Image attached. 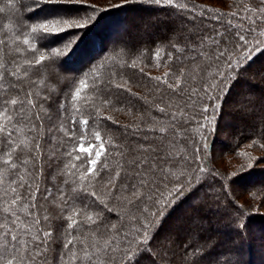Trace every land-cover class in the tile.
Returning <instances> with one entry per match:
<instances>
[{
    "label": "trees",
    "instance_id": "trees-1",
    "mask_svg": "<svg viewBox=\"0 0 264 264\" xmlns=\"http://www.w3.org/2000/svg\"><path fill=\"white\" fill-rule=\"evenodd\" d=\"M84 3L94 6L80 13L86 18L87 27L79 33L65 32L42 42L36 34L30 33V28L44 22L42 17L54 15L59 9L47 5L37 8L33 0H13L12 5H8L7 0H0V7L6 9L0 14V39L7 40L6 45H0L3 49L0 64H7L12 71L20 70L19 79L15 81L17 89L8 95L23 100L31 91L37 104L34 111L40 112L43 121L42 129L41 121L33 120L35 132L17 134L18 142L24 136L33 139L29 148H19L14 156L17 161L32 160L18 170L27 181L25 187L19 189L27 196L25 203L31 202L30 193L39 185L36 208L24 209L17 214L28 223L30 218L26 212L35 211L41 222L32 225L33 233L40 229L52 233L47 252L37 258L36 264H64L62 254L72 249V245L68 250L64 249L70 238L66 217L75 209L81 210L80 216L75 217L78 220L90 212L94 218L98 214L102 222L81 224L78 230L72 231L73 237L83 238L89 234L90 240V234L96 233L107 239L118 232L121 237L128 235L131 239L135 235L133 228L139 223L132 217L150 214L155 211V205L146 200L128 203V199L134 200V189L131 186L121 189L125 183L123 172L115 189L108 181L116 175L124 159L117 156V152L139 144L147 148L149 144L160 143L159 139H152L159 136V132L147 131L150 128L167 130L164 144L172 153L161 164L167 169L164 174L167 179L159 178L156 199L167 196L174 185L189 180L195 183L198 177L206 176L207 179L163 224L160 235L175 238L171 247L159 244L158 237L151 246L156 256L145 255L141 264H191L188 253L193 248L212 244L214 246L206 253L195 258V264H218L222 260L227 264H264V22L258 11L264 3L261 0H173L171 6H157L152 0L130 3L125 0H84ZM115 5L123 6L117 8ZM253 8L257 11L250 10ZM25 25L27 27H21ZM133 33L140 36L132 38ZM238 34L244 35L246 42H241ZM25 36L29 39L28 45L23 43ZM71 41L75 42L66 46ZM32 44L36 45L37 51L30 50ZM221 51L225 55L217 59ZM41 54L47 59L40 65L29 67L25 63L30 61L34 65ZM242 55L252 57L242 73L245 78L223 98L215 132L209 135L208 128L202 129L200 125L206 123L205 115H212L211 105L219 102L208 98L209 93L217 94L211 85L221 83L217 74L221 70L227 72L229 56L244 64L245 61L240 60ZM177 79L180 87H169L175 86ZM81 81L88 86L83 87ZM78 88L82 89L81 95L73 100ZM61 102L67 109L63 114ZM205 105L209 106L208 113L203 111ZM248 107L251 110L248 114H240V108ZM77 108L80 109L77 117L89 120V131L85 134L77 126V138L72 141L61 130V124L71 128L72 113ZM161 108L164 112L159 110ZM258 111L261 116L257 115ZM173 114H177L175 120ZM97 131L107 147L104 160L108 167L95 179L89 177L85 185L87 192L78 193L72 207L62 212L66 205L60 198L61 188L67 199L68 191L74 186L65 184L67 176L61 174L62 170L66 171L65 165L74 162L79 176L87 171L86 166L81 168L80 165H87L88 159L85 155L80 161H72L64 153L76 148L81 136L86 139L85 147L88 144L98 147ZM144 136H148L149 141L141 139ZM36 140L40 144L36 153L39 162L32 157ZM113 143L117 147H108ZM215 146L220 148L216 151ZM73 155L80 153L73 152ZM201 166L205 172L200 171ZM11 179H17V176L10 174L8 180ZM221 185L230 187L231 198L222 195L217 201L206 195L210 187L221 190ZM109 189H112L111 195ZM91 192H96L107 207L90 196ZM201 197L203 203L198 204ZM145 204L149 208L147 214L143 213ZM19 207L23 208V205ZM6 215L0 214V224L6 222ZM44 216L50 218V224L43 220ZM241 219L245 222L246 234L235 228ZM195 220L199 223L194 226ZM7 223L14 231H23L15 229L10 220ZM173 223L176 226H172ZM113 224L117 228L108 231ZM171 229L173 234L169 233ZM29 238L21 237L23 240ZM190 239L192 247L185 251L184 246ZM124 246L121 242L120 247ZM75 247L79 251L83 245L76 242ZM113 256L116 257L114 261L111 260ZM119 257L117 251L106 259L108 264H120Z\"/></svg>",
    "mask_w": 264,
    "mask_h": 264
},
{
    "label": "snow or ice",
    "instance_id": "snow-or-ice-1",
    "mask_svg": "<svg viewBox=\"0 0 264 264\" xmlns=\"http://www.w3.org/2000/svg\"><path fill=\"white\" fill-rule=\"evenodd\" d=\"M136 2V0H125V3ZM152 2L157 6H171L173 0H152ZM264 3V0H261ZM33 3L36 4L37 8H40L41 5H47L52 8L59 9V11L54 15H47L42 17L44 22L36 23L30 28V33L36 34L42 42H48L53 37H58L61 33L73 32L79 33L80 30L88 26L86 18L82 17L80 13L88 8H93L92 5H87L84 3V0H33ZM8 5L13 4V0H7ZM123 5H115L119 8ZM5 7H0V14L5 13ZM255 12L257 9H250ZM259 13H261V22H264V7L260 8ZM94 19V18H93ZM85 20V22H81ZM63 25V27H61ZM21 27H27L21 26ZM19 30V29H18ZM264 34V33H262ZM217 35L222 36V33H217ZM238 38L241 42H246V37L244 35L238 34ZM19 39V37H17ZM75 41L69 42L66 46H71ZM23 43L25 45L29 44V39L25 36ZM219 43V41H216ZM6 39H0V45H6ZM239 47V45H237ZM32 52L37 51L35 44H32ZM3 49L0 48V52ZM17 53L20 52L19 49H16ZM58 51V50H54ZM226 51V50H225ZM203 54V53H202ZM225 52L221 51L217 55V59L224 56ZM210 58V57H209ZM47 57L43 54L35 60L34 65L30 61H25L29 67L35 65H40L45 61ZM252 57L249 55L247 57L241 56L240 60H244L245 63L241 64L237 60H232L229 56L230 62L227 63L226 68L227 72L221 70L218 72V77L221 79L219 85L212 84L211 88L217 90L216 96H212L211 93L208 94L210 100H218V103L211 105L212 115L204 116V121L200 127L208 128L209 135L214 134L215 125L218 121V118L221 115L223 107V98L230 95L233 88L238 86L241 81L245 78L242 73L246 70L248 63L251 61ZM19 68L15 71H12L8 68L7 64H0V214H7L5 216L6 222L0 224V264H36L38 257H41L43 253L47 252V244L52 235L51 231H43L42 229L38 230L36 233L32 231V225H39L41 219L35 211L26 212V216L30 218V222L26 223L24 220H21L20 216L17 214L18 211L24 209H35L36 204V193L39 191V185H37L36 190L30 193V203H25L27 199L26 195H22L19 189H23L27 184L25 177L19 174V169L21 165H27L32 162L31 158H27L23 161H17L14 156L19 148H29L31 140L33 139L30 136H24L23 139L17 141V134L23 132H35L36 124L33 122L41 121V129L43 128V121L39 111L33 112L37 108L36 101L32 98V92L29 91L26 99H19L18 96H9L8 94L17 89L16 80L19 79L18 72ZM26 75V73H25ZM167 75V74H166ZM156 79H160L157 77ZM195 79V77H193ZM166 82V81H165ZM83 87H87L85 81H81ZM174 89L180 87V80L177 79L176 85H169ZM81 88H78L73 95L72 99L76 100L81 95ZM193 94L196 92L193 90ZM46 99V98H45ZM107 103V101H105ZM40 108L43 109V105H40ZM27 109V111H26ZM61 113L67 111L66 105L64 102H61L60 105ZM161 112H164V109H159ZM205 113L209 112V106L205 105L203 108ZM80 112V109H75V112L72 113V119L70 121L71 128L66 127L64 124H61V130L64 132L68 140H76L77 126L81 132L87 134L89 131L88 119H80L77 117L76 113ZM177 114H173V120H175ZM30 125V126H29ZM211 126V127H209ZM51 131V130H49ZM150 132H159V136H153L152 139H159L160 143L152 146L149 144V147H144L143 144H139L137 147L132 149H125L123 151L117 152V156L123 157L121 163V168L117 170L116 175L112 177L108 183L113 185V189L116 188V181L121 177L123 172V178L125 183L121 185V189L126 190L131 186L134 191L132 193L133 199H128L129 204H133L135 201H140L143 203L145 200L151 204L155 205V211H152L148 215L133 216L132 220L139 223L138 227L133 228L135 235L129 239L128 235L121 237L117 232L114 235L109 236L107 239H104L102 236H97L96 233H91V239L89 240V234H85L83 238L79 235L72 236L71 233L73 230H78L80 225L87 223L89 225H95L98 221L102 222V218L96 214L88 213L86 217H81V219H76L75 217L80 216L81 210L75 209L71 212L69 216L66 217L68 220L67 228L69 230V239H67L64 244V249L68 250L69 246L72 245L70 252L63 253L61 256L64 264H108L106 258L109 257V254L112 252H120V264H141L145 255L156 256V253H153L151 250L152 242L157 241L159 244H167L171 247V244L174 241L172 236H161L160 232L165 223L166 219L180 206L184 203L185 200L192 197L200 187L206 183V176L204 178H197L195 183H192L191 180L185 184L174 185L171 190L168 191L167 196H163L161 199H156L158 193V183L159 178L163 177L167 179V176L164 175L167 172V169L162 167V162L169 159L172 153L167 149L168 146L164 144L165 139V128L148 129ZM42 134V132H41ZM141 139L144 141H149L148 136H144ZM95 140L98 143V147L95 144H88L85 147L86 139L84 136L80 137L79 145L64 153L66 157H71L72 161H80L86 155L87 165L81 164L80 167H87L86 172H81L79 176L76 175L78 169L77 165L72 162L69 165H65V170H62L61 174L67 176L65 184L71 183L74 185L67 194V199H65L64 188H61L60 198L64 201L66 208H62L61 211L67 210V208L72 207L74 200L77 198V194L80 192H87L86 184L89 182V177L95 179L108 167L107 163L104 160L105 155L107 154V147L102 138V135L99 131L95 132ZM205 140L207 138L205 137ZM255 143V141L253 142ZM108 147H117L114 143L108 145ZM205 148L208 147V144L205 143ZM40 144L39 140L35 142V151L32 152V157L35 158L36 162H39V156L36 153L39 152ZM73 152H78L80 155H73ZM94 153V155H93ZM264 158V157H262ZM255 159V158H254ZM252 165H249L251 167ZM201 172H205V168L201 166ZM10 174L17 176V179L8 180ZM215 175L214 173H209ZM235 176L236 174H232ZM215 183V180H213ZM18 185V186H17ZM31 189V185H28ZM143 190V191H142ZM49 194L51 190L49 189ZM112 189H109L108 194L111 195ZM90 196L95 197L100 203L104 204L107 207V204L96 192L89 193ZM206 195L211 196L214 200H220L223 195L226 198H231V189L230 187L221 185V190L216 188H209L206 191ZM197 203H203V197L199 198ZM23 205V208L19 206ZM239 207V206H238ZM143 213H149L148 205L145 204L143 208ZM11 222V225L15 226V229L23 231H14L13 227H10L7 221ZM43 220L50 224V218L44 216ZM199 221H193L194 226L198 224ZM117 228V225L113 224L111 229L112 231ZM235 228L243 234H246L245 222L241 219L235 224ZM22 236L30 237L27 240L21 239ZM76 242L83 245L81 250H77L75 247ZM121 242L125 244L124 247H120ZM116 247H113V245ZM44 245V247H41ZM33 246L35 250H33ZM214 246L212 245H200L197 248H193L191 252L188 253V257L191 259V264H195V258L199 257L201 253H206L208 248ZM192 247L191 239L184 248L187 251ZM65 255H67V260H65ZM116 257H111V260H115ZM218 264H227V261H218Z\"/></svg>",
    "mask_w": 264,
    "mask_h": 264
},
{
    "label": "rangeland",
    "instance_id": "rangeland-1",
    "mask_svg": "<svg viewBox=\"0 0 264 264\" xmlns=\"http://www.w3.org/2000/svg\"><path fill=\"white\" fill-rule=\"evenodd\" d=\"M204 1H209V0H204ZM211 1H212V0H211ZM136 33H138V32H136ZM136 33H133L132 38H134V37H139V36H140V34H136ZM48 90H49V89H48ZM240 111H241L240 114L245 115V114H248V112L251 111V110H250V108L248 107V108H240ZM34 113H35V111H34ZM34 113H33V114H34ZM257 115H258V116H261V112L258 111V112H257ZM237 125H238V124H237ZM219 148H220V146H218V147L215 146L216 151H217V149H219ZM177 224H178V223H177ZM179 224H180V223H179ZM181 225H182V223H181ZM172 226H176L175 223H173ZM172 229H173V228H172ZM172 229L169 231L170 234H173L174 231L177 230V228H176V230L173 229L174 231H173Z\"/></svg>",
    "mask_w": 264,
    "mask_h": 264
}]
</instances>
